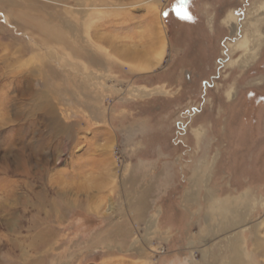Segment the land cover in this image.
Here are the masks:
<instances>
[{
	"label": "rangeland",
	"instance_id": "obj_1",
	"mask_svg": "<svg viewBox=\"0 0 264 264\" xmlns=\"http://www.w3.org/2000/svg\"><path fill=\"white\" fill-rule=\"evenodd\" d=\"M0 264H264V0H0Z\"/></svg>",
	"mask_w": 264,
	"mask_h": 264
},
{
	"label": "bare ground",
	"instance_id": "obj_2",
	"mask_svg": "<svg viewBox=\"0 0 264 264\" xmlns=\"http://www.w3.org/2000/svg\"><path fill=\"white\" fill-rule=\"evenodd\" d=\"M148 44L150 45V43H148ZM146 47H148V46H146ZM148 48L146 49V51L148 50ZM149 51L150 50H148V52ZM148 52L146 53L145 51L135 50V49L123 51V53L125 54L126 57L129 56V58H132L134 60H137V62H139V67L137 68V70L140 72L151 71L154 68H156L160 63L159 57L157 59H155L154 57H148V54H149Z\"/></svg>",
	"mask_w": 264,
	"mask_h": 264
},
{
	"label": "flooded vegetation",
	"instance_id": "obj_3",
	"mask_svg": "<svg viewBox=\"0 0 264 264\" xmlns=\"http://www.w3.org/2000/svg\"><path fill=\"white\" fill-rule=\"evenodd\" d=\"M176 12V16L180 17V18H189L191 16V12L188 8V6H181V7H176L175 10Z\"/></svg>",
	"mask_w": 264,
	"mask_h": 264
}]
</instances>
